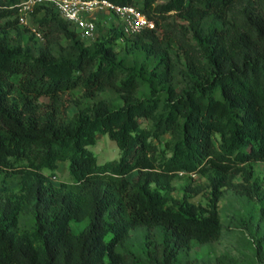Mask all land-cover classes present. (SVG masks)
<instances>
[{
  "label": "trees",
  "instance_id": "obj_1",
  "mask_svg": "<svg viewBox=\"0 0 264 264\" xmlns=\"http://www.w3.org/2000/svg\"><path fill=\"white\" fill-rule=\"evenodd\" d=\"M23 1L0 0V173L10 178L0 185V264H197L194 243L222 236L225 190L259 193L264 0H110L155 27L126 35L118 21L91 44L49 2L20 23ZM119 40L145 62L127 65ZM107 89L122 104L97 99ZM99 133L119 158L98 162ZM66 161L71 181L53 184ZM180 172L207 179L192 189L210 188L206 206L174 196ZM138 230L135 251L127 242Z\"/></svg>",
  "mask_w": 264,
  "mask_h": 264
},
{
  "label": "rangeland",
  "instance_id": "obj_2",
  "mask_svg": "<svg viewBox=\"0 0 264 264\" xmlns=\"http://www.w3.org/2000/svg\"><path fill=\"white\" fill-rule=\"evenodd\" d=\"M166 0H159L164 2ZM31 24V19L29 20ZM183 22L179 21V24ZM117 19L111 15H102L98 25V31L94 38L82 36L86 44L93 43L94 39L100 36L109 35V27L116 25ZM33 27V26H32ZM26 39H28V36ZM41 41L39 40L37 44ZM32 44V43H31ZM126 41L119 40L115 43V49L118 52L119 58H123L127 65L136 62H145L143 52L135 47L130 49ZM149 63V60L147 61ZM147 65V63H146ZM150 68L153 67L149 64ZM177 88H181V82L176 81ZM81 91L75 92L76 97H81ZM150 95L149 87L143 84L138 91L139 97H147ZM102 98L111 101L114 104H122V99L119 94L107 89L100 93L97 99ZM43 100L48 101L47 98ZM93 100L86 103H92ZM71 113L77 111L76 107L71 108ZM142 125L148 127L151 121L142 119ZM170 136L163 135L161 139L155 140L159 147L163 148L164 143ZM90 149L97 156L99 163L114 160L119 158L121 152L116 143L108 134H97V142L90 146ZM255 176L254 179L259 185V193L256 196L241 195L231 189H226L219 204V211L223 223V233L220 239L199 244L194 243V247L190 253L191 259H196L197 264H264V165L262 163L254 164ZM138 175L137 171H133L129 177L135 179ZM10 178L0 173V185H3ZM238 180H241L239 177ZM51 181L55 185H60L62 182L71 181L68 171V161L59 162V167L56 171V176L51 177ZM207 179L200 174H191L180 172L173 180L175 197L186 196L190 201L206 206L209 202L210 188H206L200 193H195L192 189H197L200 184L206 183ZM30 218H24V224H28ZM84 226L83 222H71L73 231H79ZM144 231L138 230L132 233V237L127 242L129 248L138 251L142 246V238ZM262 240L261 242H259Z\"/></svg>",
  "mask_w": 264,
  "mask_h": 264
},
{
  "label": "built area",
  "instance_id": "obj_3",
  "mask_svg": "<svg viewBox=\"0 0 264 264\" xmlns=\"http://www.w3.org/2000/svg\"><path fill=\"white\" fill-rule=\"evenodd\" d=\"M42 2L53 4L62 16L87 38L95 37L98 31L96 20L99 14L115 17L117 22L119 21V24L123 26L126 35H133L142 29L155 27L154 21L138 8L118 5L110 0H25L19 9L20 23L29 25L30 14L34 6ZM32 30L40 36L36 29L32 28ZM262 164L264 165V162Z\"/></svg>",
  "mask_w": 264,
  "mask_h": 264
}]
</instances>
